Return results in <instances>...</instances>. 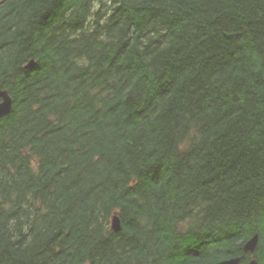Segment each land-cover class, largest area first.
Listing matches in <instances>:
<instances>
[{
    "label": "trees",
    "instance_id": "obj_1",
    "mask_svg": "<svg viewBox=\"0 0 264 264\" xmlns=\"http://www.w3.org/2000/svg\"><path fill=\"white\" fill-rule=\"evenodd\" d=\"M0 89V264H264V0H0Z\"/></svg>",
    "mask_w": 264,
    "mask_h": 264
},
{
    "label": "water",
    "instance_id": "obj_2",
    "mask_svg": "<svg viewBox=\"0 0 264 264\" xmlns=\"http://www.w3.org/2000/svg\"><path fill=\"white\" fill-rule=\"evenodd\" d=\"M34 65V60H30L27 65L25 66V69H29ZM12 109V98L8 94L6 90L0 89V117H3L5 115H8ZM111 228L113 231L118 232L120 231V221L117 216H113L111 220ZM259 241L258 234H254L244 245L243 249L244 252L247 253H254L257 244ZM214 264H243L240 262L239 257H233L229 259H224L219 262H216ZM245 264H257V260L255 258L250 259Z\"/></svg>",
    "mask_w": 264,
    "mask_h": 264
},
{
    "label": "bare ground",
    "instance_id": "obj_3",
    "mask_svg": "<svg viewBox=\"0 0 264 264\" xmlns=\"http://www.w3.org/2000/svg\"><path fill=\"white\" fill-rule=\"evenodd\" d=\"M245 245V244H244ZM244 247V246H243ZM244 250V249H243ZM247 253V252H246Z\"/></svg>",
    "mask_w": 264,
    "mask_h": 264
}]
</instances>
